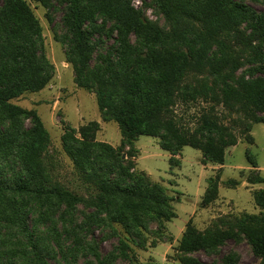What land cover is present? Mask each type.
I'll return each instance as SVG.
<instances>
[{"label":"rangeland","instance_id":"obj_1","mask_svg":"<svg viewBox=\"0 0 264 264\" xmlns=\"http://www.w3.org/2000/svg\"><path fill=\"white\" fill-rule=\"evenodd\" d=\"M44 1L46 3L43 0H0V14L5 12L11 17V12H16L23 19L26 10L37 20L39 33L29 32V37L25 38L35 42L38 53L50 63L52 73L42 89L26 91L12 98L11 102L26 111H34L49 131L51 143L43 154L49 183L69 189L85 200L76 203L72 211L64 206L41 207L31 203L29 223L32 236L16 225L1 223L0 264H43L36 258L37 252L50 264H98L101 258H109L111 264H181L188 257L203 263L223 264L227 258L228 264L264 263V258L254 254L245 237L229 238L210 251L185 253L178 246L189 223L199 230L215 224L225 230L229 229V221H234L244 212L264 213V208L254 199L255 192L264 189V182H253L257 175L264 177V123H252L246 119L240 104L225 96L216 99L201 91L203 86L205 91L210 87L221 90L210 71L208 55H203L195 42L188 46L173 38L148 48L133 32L129 34L141 58L164 51L176 64L187 66L184 83L191 85L190 94H176L169 115L186 129L194 130L204 115L231 127L237 141L226 147L223 162L206 157L200 148L180 146L175 142L171 143L173 151L164 150L158 136L139 135L129 144L118 122L104 118L96 93L75 81L74 61L69 57L72 32L65 25L68 0ZM126 1L153 25L156 33L157 29L169 32L174 28L154 0ZM236 1L264 11L263 0ZM82 2L90 13L86 30L95 44L91 65L106 71L108 76L112 64L121 69L120 59L115 54L118 22L96 10L95 5L101 0ZM12 26L9 24V30L0 27L1 50L8 44L7 38L18 35L16 30L20 29L19 26L14 29ZM250 58L251 54L244 55V65L235 73V81L251 77L254 64ZM2 61L0 63H8L5 58ZM257 74L264 76L261 72ZM30 124L31 119L25 115L18 121L0 118V129L4 126L5 130L12 131L18 126L27 128ZM83 128L88 130L91 141L112 145L130 173L144 174L152 183L161 184L169 196L173 215L157 222L147 214L135 226L113 220L105 211L98 214L94 206L87 204L86 200L97 202L92 195L97 190L82 181L65 149L64 139L68 137L71 144L77 145V140L83 139ZM100 154L98 165L103 159H110L107 153ZM0 167L9 177L21 170L13 151L0 152ZM119 178L126 182L130 180L126 173ZM211 178L218 184V194L212 202L204 204ZM94 213L99 215V222ZM235 230L238 228L231 231ZM120 238H126L130 245L127 257L121 255Z\"/></svg>","mask_w":264,"mask_h":264},{"label":"trees","instance_id":"obj_2","mask_svg":"<svg viewBox=\"0 0 264 264\" xmlns=\"http://www.w3.org/2000/svg\"><path fill=\"white\" fill-rule=\"evenodd\" d=\"M82 1L68 0L69 10L65 17V25L72 32L69 57L74 61L75 81L96 93L104 118L118 122L129 144L139 135L158 136L164 150L173 151L171 143L175 142L180 146L200 148L206 157L223 162L226 147L237 141L231 127L210 115H204L194 130L179 126L170 117L175 95L185 96L191 90V85L184 83L187 66L176 64L164 51L141 58L130 40V32L148 48L173 38L188 46L195 42L200 52L208 55L210 71L221 89L210 87L205 91L203 86L201 91L216 99L225 96L240 104L246 119L264 123V76L257 74H264V11L236 0H154L157 8L174 25L169 32L157 29L156 33L153 25L146 22L128 1L101 0L95 5L96 10L118 22L115 54L120 59L121 69L112 64L107 76L106 71L91 65L95 44L86 30L90 13ZM88 1L94 3L97 0ZM23 15L21 19L16 12H11V17L5 12L0 14L1 28L9 30V24L13 25L12 29L20 28L16 30L18 35L7 38L8 44L0 49V62L3 58L8 62L0 63V118L18 121L25 115L31 119L27 128L18 126L10 131L3 126L0 129V152H15L21 165V170L12 177L6 176L0 167V224L16 225L32 236L31 203L41 207L64 206L72 211L76 203L85 199L58 184L49 183L43 158L51 143L49 131L34 111H26L11 102L26 91L42 89L52 75L50 63L38 53L35 42L25 38L29 37V32L39 33L37 20L26 10ZM245 54H251L250 60L254 64L251 77L235 81L233 77L244 65ZM82 134L83 139H78L77 145L64 137L65 149L82 181L93 190L96 188L97 192L92 195L97 202L86 200V203L94 206L98 214L105 211L113 220L133 225L147 214L157 222L173 215L169 196L161 184L152 183L144 174L130 173L112 145L91 141L86 128L82 129ZM100 153H107L110 159L102 158L98 165ZM122 173L128 174L130 180L126 182L119 178ZM253 182H264V177L257 175ZM217 194L218 184L211 178L204 204L212 202ZM254 199L264 208V189L257 190ZM98 214L94 213L97 222ZM228 225L229 229L225 230L216 224L199 230L193 224H187L179 241L180 251H210L229 238L245 237L254 254L264 258V213L244 212ZM232 228H238V231H231ZM129 248L128 240L120 238L119 249L123 257L128 256ZM36 258L43 264H50L38 252ZM228 260L225 259L223 264H228ZM98 264H111V260L101 258ZM181 264L216 263L198 262L194 257H188Z\"/></svg>","mask_w":264,"mask_h":264}]
</instances>
